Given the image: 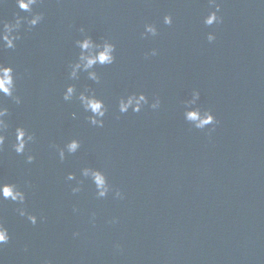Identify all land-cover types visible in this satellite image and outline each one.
<instances>
[{
  "label": "water",
  "instance_id": "1",
  "mask_svg": "<svg viewBox=\"0 0 264 264\" xmlns=\"http://www.w3.org/2000/svg\"><path fill=\"white\" fill-rule=\"evenodd\" d=\"M217 2L223 22L211 26L209 0H41L31 13L0 2V28L17 14L44 15L35 27L23 24L15 49H0L22 99L0 95L9 110L0 185L27 197L23 205L0 200L11 236L3 264H264V2ZM81 27L116 45L115 62L95 68L99 83L85 72L69 78ZM69 84L77 96L90 89L104 100L102 128L78 99H63ZM194 90L217 124L197 129L185 119ZM141 92L149 99L142 111L120 113V98ZM17 127L36 137L24 154L12 147ZM72 139L81 148L61 161ZM84 167L104 171L124 198H98Z\"/></svg>",
  "mask_w": 264,
  "mask_h": 264
},
{
  "label": "clouds",
  "instance_id": "2",
  "mask_svg": "<svg viewBox=\"0 0 264 264\" xmlns=\"http://www.w3.org/2000/svg\"><path fill=\"white\" fill-rule=\"evenodd\" d=\"M2 2V0H0ZM41 0H16V3L19 9L25 12H32L33 6L38 5ZM264 2V0H261ZM210 6H214L215 10L211 11L204 19V23L208 26L222 23L223 17L219 15L221 10V5L217 0H209ZM44 19L43 13H36L28 17H21L17 14L15 22H3V27L0 28V49H15L17 40L21 39L19 31L23 24L27 22L30 27H35L41 23ZM164 23L171 25L173 23V18L171 15H166L164 17ZM80 32L82 33V39H77L75 41L76 45L80 48V54L78 58L69 65L70 72L69 78L71 80H78L82 72L87 73L88 79L92 81L100 82V76L95 71L97 65H111L115 62L116 56V45L108 39H103L102 42H97L93 39L91 35L86 33V30L81 27ZM151 34L155 37L158 34V29L153 24H147L145 26V35ZM209 42L215 41L216 35L210 32L207 36ZM158 52L156 49H153L151 52L152 56L157 55ZM16 92V75L15 70L12 66H5L3 63H0V95L11 97L17 104L22 102L20 96L15 94ZM199 90H194L192 92V99L187 101L188 108L186 109L184 116L185 119L194 125L197 129H205L209 125H215L218 123L214 113L208 109L204 110L198 106V101L200 100ZM79 100L81 106L85 112L91 113L88 116V120L91 125L96 127H103L105 124V117L108 113V108L103 99H100L96 96L95 92L86 89L82 91L77 96V87L75 84H69L66 87V90L63 93V99L65 101H72L73 98ZM149 103L147 95L143 92L137 94L132 93L127 96H123L119 100V111L120 113H128L130 110L135 113L142 111L144 105ZM195 106V107H193ZM160 100L156 98L151 102V108L153 110L159 109ZM9 114L7 107L3 106L0 103V151L3 150L5 141L7 137L4 135L5 130L9 127L6 117ZM73 118H76V113H73ZM16 142L12 145L17 154H24L29 142H34L36 137L35 134H29L24 127H17L15 130ZM81 148V142L78 139H72L68 142L63 148L59 149V158L61 161L66 159L68 154H75ZM35 157L33 155L27 156V161L29 163L33 162ZM81 174L84 178L90 179L91 182L95 185L96 195L98 198H104L109 195L110 192H114L115 198L123 199L124 193L119 189H113V186L109 183V178L104 171L93 168V167H84L81 170ZM75 173H69L67 180L73 181L76 180ZM83 181H79L78 186L72 189L73 193H78L81 191L79 184H82ZM26 193L17 188L14 184H3L0 185V200H11L17 202L20 205H23L26 201ZM20 216H27L28 220L36 225L40 222L41 218L29 214L24 207L17 209ZM78 235V233H77ZM11 240L9 230L0 223V248L8 244ZM0 264H3V261L0 260Z\"/></svg>",
  "mask_w": 264,
  "mask_h": 264
}]
</instances>
